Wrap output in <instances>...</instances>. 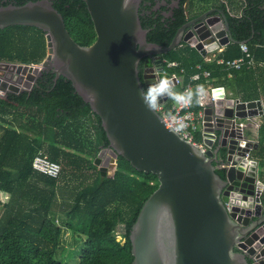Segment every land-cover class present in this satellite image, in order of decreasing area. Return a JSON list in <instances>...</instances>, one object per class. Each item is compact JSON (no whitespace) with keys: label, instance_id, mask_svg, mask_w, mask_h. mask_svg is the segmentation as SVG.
<instances>
[{"label":"water","instance_id":"obj_1","mask_svg":"<svg viewBox=\"0 0 264 264\" xmlns=\"http://www.w3.org/2000/svg\"><path fill=\"white\" fill-rule=\"evenodd\" d=\"M83 1L96 32L90 46L73 40L49 0L0 7V29L35 27L46 33L47 42L42 64H13L11 72L0 75V91H30L43 71L52 69L56 79L64 76L73 83L102 121L110 142L106 160L101 151L95 161L102 176L108 165L117 169L119 156L136 170L157 176L159 186L131 230L132 264H264L263 185H257L261 164L245 160L253 143L248 142L249 127L240 126L247 117L263 114L261 102L235 105L220 95L208 105L203 142L211 150L203 154L167 129L140 94L161 76L170 78L163 56L183 42L196 45L204 57L232 42L225 11L211 9L191 19L163 48L147 40L139 13L142 0ZM152 56L148 61L156 68L147 67L150 75L143 83L139 66ZM214 162L225 171L224 179ZM226 202L233 213L228 214ZM239 248L259 252L258 261Z\"/></svg>","mask_w":264,"mask_h":264},{"label":"trees","instance_id":"obj_2","mask_svg":"<svg viewBox=\"0 0 264 264\" xmlns=\"http://www.w3.org/2000/svg\"><path fill=\"white\" fill-rule=\"evenodd\" d=\"M37 1L6 0L0 7ZM49 1L62 15L77 44L90 46L96 41L94 25L83 0ZM233 1L142 0L139 13L142 27L148 30L147 40L163 48L172 43L184 25L206 11L220 9L227 14L233 41L217 59L207 62L196 48L184 42L163 56L167 62L178 63V67L167 70L183 76L184 84H189L195 74L201 75L199 83L205 88L227 85L234 89L233 79H228L230 72L236 78L242 74L247 82L252 80L250 76L256 74L253 65L244 66L243 71H229L217 63L220 59L242 58L241 45L249 49L250 58L245 55L246 64L254 59L264 65V0H245L240 16L232 15L234 9L228 10L226 4L232 7ZM196 4L198 8L208 9L191 15L189 10ZM215 15L218 14H211ZM46 58L43 30L28 26L0 29V59L40 65ZM204 72H209L210 78H204ZM176 90L182 89L176 87ZM245 95V102L256 99ZM172 103H167L168 109ZM192 108L195 112L200 110L198 105ZM87 126L91 132L89 137H85ZM259 132V145L251 156L264 166V124ZM195 139L201 141V133H195ZM109 147L101 119L78 94L73 83L64 76L56 79L53 70H44L30 91L9 93L0 98V191L10 195L9 202L0 201L3 210L0 264H69L58 257L65 231L84 237L77 250L78 264H132L131 230L159 182L156 175L136 170L122 156L118 157L113 176L103 177L94 163L100 152ZM38 154L47 155L51 161L63 165L70 171L69 180L80 179L79 186L73 188L66 183L59 186L64 179L63 167L57 179L35 172L32 162ZM213 164L216 173L224 179L225 171L219 164ZM89 172L93 176L85 174ZM58 193L62 196L67 193L72 198L64 228L54 211ZM52 247L55 250H48Z\"/></svg>","mask_w":264,"mask_h":264},{"label":"built area","instance_id":"obj_3","mask_svg":"<svg viewBox=\"0 0 264 264\" xmlns=\"http://www.w3.org/2000/svg\"><path fill=\"white\" fill-rule=\"evenodd\" d=\"M192 46H194V48H196V45H194L193 43H191ZM223 47H220L218 49V51L222 49ZM241 50L243 53V57L239 58V59H235L233 61H225L223 59L218 60V64L219 65H223L225 67L226 70H241L244 66H248L251 67L252 64V60L248 62V64H246V60H245V55L247 58H250V53H249V49L246 45H241ZM163 64L165 65V71L164 72H169L167 69L169 68H175L178 67V63L177 62H167L166 60L163 61ZM198 68H200L198 66ZM170 73V72H169ZM181 73H183V71H181ZM171 74V73H170ZM204 78L208 79L210 78V73L209 72H204L202 75ZM170 79L174 82L173 84L176 87H181V91H183L186 88H191L193 91H195V85L200 84L199 81L201 79V75L200 74H195L191 77L190 79V83L189 84H184V78L183 76L177 75V74H171ZM218 87H211L208 86L206 87L207 89V95L202 97L199 103H195L193 102L191 105L189 106H184L182 104H176L172 103V106L170 109L167 108V103L168 101H163L165 97L161 98L158 104V107L155 109L156 112L161 116L162 121L165 124V127L167 129L172 130L173 132H175L177 135H179L183 140L193 144L194 146L198 147L201 152L203 154H207L208 151H210L211 149L203 142L204 139V111L205 109L208 107V105L215 103L218 98H213V94H212V90L216 89ZM224 89V88H223ZM223 95L222 100L223 101H228V97L225 93V90L223 91V93L221 94ZM6 96V93H3L0 91V97L4 98ZM235 103V105H237L238 103H245L246 105L249 102H243L239 99H232ZM238 101V102H237ZM193 105H198V107H200V111L199 112H195L192 108ZM248 112V110H246V113ZM255 117H247L245 121L240 123L241 127H248V125L250 124L251 126H253V119ZM258 126V124H256ZM201 133L202 135V140L201 141H197L195 139V133ZM248 142H251L248 140ZM253 143V142H252ZM253 151V148H251L249 150V152L246 153L245 155V160H247L248 162L250 160H252V156H251V152ZM32 169L42 175L48 176L49 178L52 179H57L61 176L62 173V167L59 163L53 162L51 161L47 155H43V154H38L33 162H32ZM257 185H263V190H264V184L257 179ZM261 192V194H263V191ZM262 195H260L261 197ZM225 208L228 212V214L233 213V205L230 202H226L225 203ZM250 249V247L248 248ZM241 250L239 248V250H241L243 253H245L249 259L252 262H256L258 261L257 259V255L259 252H256L254 254H250L249 250Z\"/></svg>","mask_w":264,"mask_h":264},{"label":"crops","instance_id":"obj_4","mask_svg":"<svg viewBox=\"0 0 264 264\" xmlns=\"http://www.w3.org/2000/svg\"><path fill=\"white\" fill-rule=\"evenodd\" d=\"M244 1L245 0H234L233 1L234 5L232 7L230 5L228 6V4H226V5L228 7V10L229 9L235 10V12L231 11L232 15L235 13V14H237V16H240L242 14V8L244 6L243 5ZM224 48H225V46L221 49V51L215 50L214 52H208L206 57H205V60L207 62H209V61H212L214 59H217L218 56L220 55V53H222V51L224 50ZM251 65L254 66V67L251 66V67H253L252 70L256 71L255 77L250 76L252 80L247 82L245 75L241 74L238 78H236V76L233 74V72H230V74L228 75V79H233L231 81H233L235 83L234 86L236 89L235 88L233 89L231 86H227V85L220 86V87L224 88L227 97L230 99H239V100L245 102L243 100V98H244V96H246L245 94H247V95L253 97L254 99L256 98L254 101H260L261 102L262 108H263V114L255 117L253 119V126L250 125L251 123L248 125V127H249V129H248L249 130L248 131V140L253 142V150H256V148L259 145L260 127L262 126V124H264V81H263L264 65L256 63L254 61V59L252 60ZM233 71H238V70H233ZM227 84H228V82H227ZM211 87H213V86L211 85ZM169 101H172V100L169 99ZM256 124H258V126ZM256 161H258V160H256ZM258 163L260 164L261 162L258 161ZM258 179L264 184V166H262V165H260V169L258 171ZM262 197L264 198V192L262 194ZM9 199H10L9 194L0 191V201L1 202H9ZM263 204H264V200H263Z\"/></svg>","mask_w":264,"mask_h":264},{"label":"rangeland","instance_id":"obj_5","mask_svg":"<svg viewBox=\"0 0 264 264\" xmlns=\"http://www.w3.org/2000/svg\"><path fill=\"white\" fill-rule=\"evenodd\" d=\"M206 9H208V8H206ZM206 9H204V8L203 9L202 8H198V6L196 4L195 7H193L192 10L191 9L189 10V13H191V15H193L194 14L193 12H195V14H196V13L201 12V11L206 10ZM184 43H186V42H184ZM186 44L190 45L191 47H194V46H192L189 43H186ZM13 64L19 65L20 63L19 62H12V61H8V60L0 59V73L1 74L2 73L5 74L6 72H11L10 71V67ZM21 92H19V93H21ZM9 93H15V92H9ZM9 93H7V94H9ZM19 93H15V94H19ZM0 98H2V97H0ZM83 123L84 124H87L85 121H83ZM85 129L87 131L86 132L87 135H85V137H89L88 135L91 132L88 131V126ZM90 137L93 140V138H92L91 135H90ZM105 160H106V158L103 159V161H105ZM108 166L109 167L106 170V174H107V176L111 177V176H113V174L116 171V169L110 167V165H108ZM62 167H63V170H64V179H62L59 182V186L61 187V186L65 185L64 183H66L67 186H71L73 188L78 187L79 186L80 179H78V180H74V179L69 180L71 178L70 171L69 170H66V168L63 165H62ZM97 168L100 169L99 166H97ZM85 174L90 175V176H93L92 175L93 174L92 172L85 173ZM88 182H90V180ZM66 191H67V187H66ZM64 196H62V193H58L57 206L54 207V211L57 213V216L56 217L58 218L59 223H60L61 226H63V228H64L65 223H66V211H68V209H69V204L72 203L71 202L72 198L68 197V194L67 193ZM2 214H3V210H2V207L0 205V218H1ZM83 239H84V237H82V236H80L78 234L72 233L70 231H65L64 232V236H63V246L58 251V257L60 259L64 260L66 263H69V264H78V257L76 255L79 252V251L77 252V250L79 249V247L83 243ZM117 239L118 240H121V237L118 236ZM48 250H55V248L52 247V248H50ZM75 252H77V253H75Z\"/></svg>","mask_w":264,"mask_h":264},{"label":"clouds","instance_id":"obj_6","mask_svg":"<svg viewBox=\"0 0 264 264\" xmlns=\"http://www.w3.org/2000/svg\"><path fill=\"white\" fill-rule=\"evenodd\" d=\"M223 91V87L213 89V98L219 97ZM140 94L148 109L155 110L163 97L184 106H189L193 102L199 103L201 98L207 95V89L203 84H197L195 85V91L191 88L178 91L170 78L161 76L160 79L150 83L146 89H142Z\"/></svg>","mask_w":264,"mask_h":264},{"label":"flooded vegetation","instance_id":"obj_7","mask_svg":"<svg viewBox=\"0 0 264 264\" xmlns=\"http://www.w3.org/2000/svg\"><path fill=\"white\" fill-rule=\"evenodd\" d=\"M4 1H6V0H0V5H3L5 2ZM11 2H13V0H10ZM10 4V3H9ZM10 5H12V4H10ZM153 58V56L152 57H149V58H145V59H143L142 61H141V64H140V66H139V70H140V75H141V78H142V80H143V83H144V81L146 80L145 79V76L147 75H150L149 73L147 74V72H145V70L147 69V67L149 66V69H151V68H156V66H154L153 65V63L151 62V61H148V59H152ZM45 70H52V69H50V68H46ZM0 75H1V73H0ZM149 79V78H148ZM23 92V91H22ZM103 151H105V154H104V156H103V159H105L107 156H108V153L110 152L108 149H106V150H103Z\"/></svg>","mask_w":264,"mask_h":264}]
</instances>
